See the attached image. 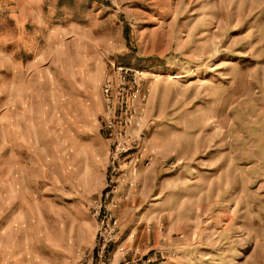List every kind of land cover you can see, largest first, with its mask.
I'll return each mask as SVG.
<instances>
[{"label": "rangeland", "instance_id": "obj_1", "mask_svg": "<svg viewBox=\"0 0 264 264\" xmlns=\"http://www.w3.org/2000/svg\"><path fill=\"white\" fill-rule=\"evenodd\" d=\"M0 264H264V0H0Z\"/></svg>", "mask_w": 264, "mask_h": 264}, {"label": "built area", "instance_id": "obj_2", "mask_svg": "<svg viewBox=\"0 0 264 264\" xmlns=\"http://www.w3.org/2000/svg\"><path fill=\"white\" fill-rule=\"evenodd\" d=\"M108 196V194H106V197ZM106 201V200H105ZM101 205H102V203H101Z\"/></svg>", "mask_w": 264, "mask_h": 264}]
</instances>
